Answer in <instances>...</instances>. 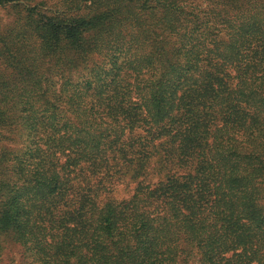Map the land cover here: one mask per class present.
Wrapping results in <instances>:
<instances>
[{"label": "trees", "instance_id": "1", "mask_svg": "<svg viewBox=\"0 0 264 264\" xmlns=\"http://www.w3.org/2000/svg\"><path fill=\"white\" fill-rule=\"evenodd\" d=\"M0 7V264H264V0Z\"/></svg>", "mask_w": 264, "mask_h": 264}, {"label": "rangeland", "instance_id": "2", "mask_svg": "<svg viewBox=\"0 0 264 264\" xmlns=\"http://www.w3.org/2000/svg\"><path fill=\"white\" fill-rule=\"evenodd\" d=\"M12 10L10 9H4L0 7V23L1 25H6V22L10 21L11 18V14H12Z\"/></svg>", "mask_w": 264, "mask_h": 264}]
</instances>
